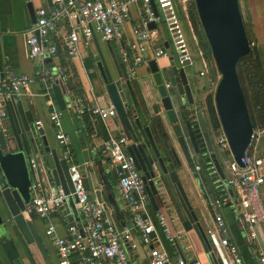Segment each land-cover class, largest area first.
<instances>
[{
  "label": "crops",
  "instance_id": "0c3cea01",
  "mask_svg": "<svg viewBox=\"0 0 264 264\" xmlns=\"http://www.w3.org/2000/svg\"><path fill=\"white\" fill-rule=\"evenodd\" d=\"M29 2L31 3L30 7L28 6ZM239 2L243 18L248 20L249 34L253 37L264 58V0H239ZM176 4L179 10L177 0ZM59 6L60 4L56 0H0V73L8 77L26 75L34 78L38 76L44 66L51 71L61 69L66 75L65 81L56 78L44 84L34 80L22 95L12 98L0 97V119L2 121L0 130L4 132L6 138H15L20 147H25L30 138L39 140L41 143L39 149H43L42 136H44L46 146L54 149L60 159H66L64 158L66 147L58 143L55 136L57 129L49 119V113L52 110L57 111L61 119V130L69 139L67 162L78 166L89 196L97 197L106 208L110 209L114 225L117 228H129L130 235L124 241L123 246L130 264H151L149 249L141 241L137 228L132 225L131 213L119 194L116 168L111 166L106 150L107 141L111 136L124 135L116 124L117 117L101 119L90 114V125L85 127L81 111L83 108L106 106L111 103L104 88L98 63L110 81L117 79L119 75L114 61L115 52H117L128 73L129 66L123 60V56L129 51V44L133 41V29L139 23V8L131 7L129 19L124 23L121 39L106 43L101 41L99 34L94 33L88 41L81 39L79 54L76 56H69L63 48V37L68 30L67 19H57L55 28L50 35V42L58 50L54 56L49 57L51 62L48 63H52V65H47L45 60L42 63L30 59L26 53L25 37L36 22V10L39 7L49 10ZM158 27L159 25L155 24L154 28H150L153 39L152 47L169 44L171 52L168 56L158 58L157 64L159 67H168L170 59H174L177 64L172 44L164 40L163 35L157 31ZM151 53L152 48L148 45L146 56L149 58ZM148 60L147 63H140L136 66L133 78L137 77L136 79H138L139 76L150 78ZM9 71H11L10 74ZM207 76L209 90L202 99L203 105L190 107L194 108V111L201 112L208 119L206 97L213 92L218 75L216 72L210 74L209 70L205 75H199V77ZM189 78L193 87L196 78L191 74H189ZM68 79L71 80V86L68 84ZM137 81L140 82L139 79ZM136 82H133L134 89L137 88ZM38 120L41 121L39 129H42V135L38 133V128L35 125ZM258 151L264 157V134L258 142ZM181 159L182 169L179 176L205 233L213 223V214L209 204L214 198L219 197L216 189L222 191L232 203L237 201V193L224 185V181L216 171L218 179L214 178L211 171L207 172L209 167L202 166L198 155L191 154V159L188 162ZM31 160L29 158L30 165ZM219 161L225 177V166L220 158ZM38 163L41 166V162L38 161ZM196 165L200 166L198 170L195 168ZM35 172H33L32 184L39 180ZM41 180L45 193L54 191L55 183L48 182L45 176ZM262 196L264 203V191H262ZM201 199L204 200L209 212V220L201 216L199 209ZM148 210L151 214H155L157 210L162 212L168 219L172 233L177 237L176 245H173L161 236L160 246L166 250L171 264H176L175 259L178 255H182L188 261L194 260L199 261L200 264H210L202 240L193 230H184L174 211L171 210L167 213L160 204L156 202L155 205L150 200ZM220 212L228 226L230 240L236 243L244 264H257L256 253L251 250L244 239L232 206H225ZM32 222L42 238L50 264H57L56 248L45 235L47 225L54 224L56 233L65 237L68 234L67 227L70 223L83 226L86 219L83 213L78 210L74 195L69 194L60 210L55 211L48 218H40L35 215ZM156 228L162 235L158 224H156ZM256 233L260 248L264 251V232L260 224L256 225ZM0 264H36L19 231L13 225L7 226V229L0 235Z\"/></svg>",
  "mask_w": 264,
  "mask_h": 264
},
{
  "label": "built area",
  "instance_id": "2783aa9c",
  "mask_svg": "<svg viewBox=\"0 0 264 264\" xmlns=\"http://www.w3.org/2000/svg\"><path fill=\"white\" fill-rule=\"evenodd\" d=\"M59 7L47 10L39 7L36 10V22L25 37L26 53L32 60L43 63L46 58L54 56L57 47L50 42V35L55 28L57 19H67L68 30L63 37V48L69 56L79 54L81 39L88 41L94 33L99 34L101 41L109 43L123 36L124 23L129 19L132 6L139 8V23L133 29V41L129 44V51L123 60L128 63V75L133 78L135 68L140 63H147L152 58L157 60L168 56L171 50L168 45H153L150 24L165 23L170 35L173 52L179 67L192 64L194 58L201 63L198 75L203 76L208 71V61L204 51L199 47V41L192 35L188 41L182 32L176 0H56ZM190 30L192 28L190 23ZM148 45L152 53L148 58ZM254 42H250V46ZM195 51V56L192 54ZM11 71H9V74ZM59 78L66 80L61 69L54 71L42 67L37 77L14 75L8 77L0 73V97H17L22 95L29 85L38 80L44 84ZM165 86L169 88V83ZM91 115L101 119L116 117L114 104L83 108ZM49 119L57 129L56 139L65 148L64 158L69 151L68 137L61 130L59 113L52 110ZM37 128L41 121L35 122ZM2 121L0 119V128ZM216 152L225 166L226 175L224 185L237 193V201L216 197L210 201L213 223L206 229L205 235L219 264H244L236 243L230 240L229 229L220 210L228 205L232 206L235 218L240 226L244 239L251 250L256 253L257 264H264V251L257 240L256 225L260 224L264 232V157L258 151V142L264 134V127L254 125L247 150L240 161H236L221 130H214ZM112 167L119 168L117 173L118 191L131 213L132 225L137 228L141 241L149 249L151 264H171L166 250L160 246L161 236L176 245V236L172 233L167 217L160 211L151 214L148 210L149 195L146 185L138 171L133 157L127 151L125 135L111 136L106 147ZM31 165L34 166L31 160ZM196 170L200 168L196 165ZM69 180L72 183L77 208L83 213L86 222L83 226L70 223L67 236L61 237L56 233L55 225L49 223L45 235L53 243L58 254L57 264H130L124 248V241L129 238L127 227L117 228L111 218L110 209L106 208L97 197H90L84 184L82 174L75 164H69ZM31 197L26 204V211L40 218H48L52 213L60 210L64 205L66 194L60 185H56L53 192H44L43 185L36 181L30 186ZM156 224L160 227L159 234ZM176 264H200L199 261H188L182 255L176 257Z\"/></svg>",
  "mask_w": 264,
  "mask_h": 264
},
{
  "label": "water",
  "instance_id": "95a60500",
  "mask_svg": "<svg viewBox=\"0 0 264 264\" xmlns=\"http://www.w3.org/2000/svg\"><path fill=\"white\" fill-rule=\"evenodd\" d=\"M192 1L218 75L212 97L214 110L230 152L239 162L248 148L253 131L238 75L240 60L251 52L240 3L239 0ZM149 27L154 28L155 24L151 23ZM114 61L119 77L112 81L100 63L98 66L106 94L115 106L116 124L126 136L127 151L141 172L149 200L155 205L156 202L160 204L167 213L174 211L184 230H193L202 240L210 264H219L179 176L181 158L188 162L194 153L203 159L209 158L224 180L203 114L197 113L195 121H188L182 116L179 118L172 104L171 87L165 86L166 82L175 84L179 95H183L188 103H194L189 73L184 67H178L174 59H170L168 67H159L157 61L150 58L149 82L141 83L137 77H129L117 52ZM45 62H51V59L46 58ZM133 82L137 83L136 89ZM38 133L42 135V129L38 128ZM200 135L204 139V148L199 144ZM42 140L43 149H39V140L30 138L25 147H20L15 138H6L0 130V235L7 226H15L36 264H50L42 238L26 211L31 197L33 172L36 171L40 182L45 176L48 182L60 185L66 195L71 194L73 188L69 180V163L46 146L44 136ZM29 158L34 166L30 165ZM118 170L117 167L116 172Z\"/></svg>",
  "mask_w": 264,
  "mask_h": 264
},
{
  "label": "trees",
  "instance_id": "16d2710c",
  "mask_svg": "<svg viewBox=\"0 0 264 264\" xmlns=\"http://www.w3.org/2000/svg\"><path fill=\"white\" fill-rule=\"evenodd\" d=\"M187 13L194 27L195 33H198L199 35V46L204 51V56L209 63H212L210 49L204 38L192 0L188 4ZM244 23L247 29L249 40L250 42H254V45L251 48L250 54L240 60L238 64V75L246 98L252 122L254 125L256 124L258 126L264 127V58L262 57V54L257 47L253 37L249 34L247 20H244ZM68 84L69 86H71V80L69 79ZM212 97V93H209L206 97V110L208 113L210 129L218 131L220 130V125L214 110ZM89 115L90 113H88L87 111L83 112L82 120L85 127H88V125H90ZM200 162L202 163L203 167H209L207 172L211 171L214 175V178L218 179L217 173H215V170L209 158H202ZM216 193H218L217 195L222 199L227 197L224 193H222V191H219V189H216ZM30 216L34 218L35 214H30Z\"/></svg>",
  "mask_w": 264,
  "mask_h": 264
},
{
  "label": "rangeland",
  "instance_id": "374dc122",
  "mask_svg": "<svg viewBox=\"0 0 264 264\" xmlns=\"http://www.w3.org/2000/svg\"><path fill=\"white\" fill-rule=\"evenodd\" d=\"M190 1L191 0H185L183 2V0H177L178 6H179L178 13H180L179 14V22H180V26H181L182 32L185 34V36H186L188 41L191 40V37H192L193 34H195V37L199 41V35H198V33H195L194 27H193V25L191 23V20L189 18L188 13H187V7H188V4H189ZM240 7H241V5H240ZM188 23H190V25H191L192 32L190 30V26H189ZM247 23H248V20H247ZM157 31L161 35H163L164 40L169 41L170 44H171V35H170V32H169V30H168V28H167L165 23L160 24L158 29H157ZM192 54H193V56H195V51L194 50H192ZM208 64H209L208 70L210 71V74H211V72H216L215 68L212 65L213 63H208ZM200 67H201L200 61L198 59L194 58L192 64L189 65V66H186V71L189 74H191L193 77L196 78V83L193 86V90H194V93H195L194 96L197 99V102L200 103V105H203L202 99H203L204 95L209 90V80H208V76L207 77H199L198 71H199ZM138 79L140 80L141 83L149 82V79L145 78L144 76H139ZM212 95H213V92H212ZM212 132H211V134H212V140H213L214 136H215V132L214 131H212ZM217 155L220 158L219 153H217ZM201 159H202V157L198 156V160L201 161ZM199 209L201 211L202 218H205L206 220H209V212L206 209L205 202H204L203 199L200 200Z\"/></svg>",
  "mask_w": 264,
  "mask_h": 264
},
{
  "label": "flooded vegetation",
  "instance_id": "af4514ba",
  "mask_svg": "<svg viewBox=\"0 0 264 264\" xmlns=\"http://www.w3.org/2000/svg\"><path fill=\"white\" fill-rule=\"evenodd\" d=\"M191 82V81H190ZM169 83V88L171 87L170 91H171V95H172V104L174 105V108H175V111H176V114L177 116L180 118V116L188 119V121H191V120H196V114L199 113V111H193L194 108H191L190 105H200V103L197 102L196 98H195V93L193 91V96H194V103L190 104L188 103V101L184 98L183 95H179L178 91H177V88L175 86V84L173 85V83L171 82H168ZM192 85V84H191ZM160 104V103H159ZM190 119H189V118ZM204 117V120L206 121V130L208 131L209 133V137L213 143V147L215 149V142H214V139L212 140V134L211 132L214 131L213 129L211 130L210 129V124H209V121L208 119L205 117V115L203 116ZM194 125H196V123L194 122L193 123ZM197 129H198V126H196ZM211 131V132H210ZM196 132H199V131H196ZM195 132V134L197 135V133ZM213 133V132H212ZM200 142L199 144H201L204 148V139L202 137V135H200ZM203 139V140H202ZM194 154V153H193ZM140 172V171H139ZM141 174V172H140Z\"/></svg>",
  "mask_w": 264,
  "mask_h": 264
}]
</instances>
